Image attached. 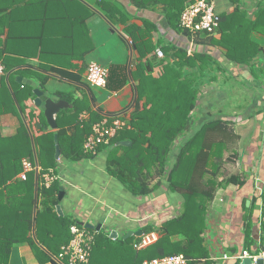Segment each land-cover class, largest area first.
I'll return each mask as SVG.
<instances>
[{"label": "crops", "instance_id": "0c3cea01", "mask_svg": "<svg viewBox=\"0 0 264 264\" xmlns=\"http://www.w3.org/2000/svg\"><path fill=\"white\" fill-rule=\"evenodd\" d=\"M101 1L103 0L34 3L30 6H18L11 13L5 12L6 16L0 18L5 47L4 58L1 60L5 64V77L15 101V90L21 91L24 86L20 85L26 84L32 86L33 93L34 88H40L45 96L68 102L67 108L56 114V120L63 110L73 109L74 105L65 96L74 94L79 100L84 96L89 97L92 108L103 116L100 121L111 124L115 117H121L129 122L139 78V74L135 73L136 79L133 77V71L140 53L127 33L128 25L138 26L146 31L154 26L150 40L155 49L145 56L153 65L165 59L167 52L164 47L170 48L168 52L172 62L177 59L175 52L178 48L186 49L188 55L197 51L206 53L209 57L207 64L198 61L196 65L183 67L185 75H197L201 84L198 106L190 127L191 130L199 129L203 123L213 118H222L228 122L229 134L211 138L225 141L218 179L222 181L228 176L239 175L245 183L240 185L230 182L217 188L208 209L203 245L209 253L207 260L211 256L221 257L224 253L236 252L244 247L246 223L252 213V231L254 235H259L262 200L258 189L262 192L264 189V34L252 31L251 38L260 47V53L248 65L233 61L223 45L211 42V37H221L219 27L214 34H207L210 39L202 44L198 42L199 36L202 39V33L197 37V34H185L178 19H168L169 4L174 5L170 10L180 12L178 6L184 8L192 0H146L143 7H137L131 0H108L125 15V22L121 19H115L114 22L109 20L97 6ZM215 2L220 16L238 11L253 17L264 4V0ZM0 5L3 6L2 3ZM88 8L91 9L90 15ZM88 45H91L90 50ZM158 48L163 50L164 57L157 55ZM91 61L99 62L109 69L105 87L88 84L86 68ZM51 68L77 74L82 83ZM148 68L151 70L150 64ZM19 76H22L23 83L17 80ZM58 93H64L65 96H59ZM21 96L30 119L25 118V122L21 113L4 112L0 118L1 135L7 137L16 134L22 121L30 136L35 134V128L53 130L45 115L44 118L36 117V114L39 116V111H43V106L35 104V93L34 97L26 93ZM32 103L35 105L30 107ZM84 111L88 114L87 118L81 120L79 116V121L89 120L90 113L88 110L82 112ZM73 128L74 126L71 127ZM103 145L107 144L100 145L95 154L76 162L60 157L58 168L49 170L54 172L65 189V195L59 203L61 212L56 207L58 214L69 217L71 224L76 222L97 226L104 221L101 230H116L118 237H125L129 231L143 230L146 225L152 224L155 228H160L165 219L179 213L180 201H175L176 195L171 194L164 184L149 195L137 196L123 186L107 167L108 155ZM24 159L36 163L35 154L34 161L25 156L22 164ZM38 168L41 169L40 165ZM40 169L27 171L26 175L40 172ZM24 172L23 166L17 176L19 180L27 179L21 177ZM158 180L159 178L152 180L150 187ZM91 229L98 231L96 227ZM31 235L33 236L32 232ZM133 235L136 238L139 236L135 233ZM35 241L46 252L47 258L42 253V256L37 254L28 242L14 243L8 264H57L52 259L58 255L62 245L58 251L52 252L37 238ZM234 263L222 261V264Z\"/></svg>", "mask_w": 264, "mask_h": 264}, {"label": "trees", "instance_id": "16d2710c", "mask_svg": "<svg viewBox=\"0 0 264 264\" xmlns=\"http://www.w3.org/2000/svg\"><path fill=\"white\" fill-rule=\"evenodd\" d=\"M62 1L64 0H0V4L3 5H0V18L6 16L5 12L11 13L21 5ZM131 1L137 7L146 5L144 4L146 0ZM159 1L162 2L157 0ZM97 6L112 22L115 19L126 21L125 15L112 2L103 0L97 3ZM173 7L174 5L169 4L168 19H178L180 25V15L184 8L178 6L180 12H174L170 10ZM90 14L91 9L88 8V15ZM153 28L152 25L146 31L134 25L126 27L140 53L133 71L135 79V74H139L138 97L130 112V128L120 130L109 144L103 145V148L107 150L109 171L132 194L149 195L164 184L171 194L176 195L175 201H180L181 208L178 214L171 215L161 223L158 240L142 249L135 248L134 243L137 239L134 235L114 239L108 230L97 231L91 253L92 264H135L145 259L176 253H183L189 257L192 264L201 262L213 264L211 260H207L209 253L203 245L210 203L219 186L230 182L240 185L245 183L239 175L228 176L222 181L218 179L225 141L211 138L229 134L228 122L222 118H213L203 123L199 129L191 130L190 127L193 113L198 106L201 84L197 75H185L183 67L196 65L198 61L207 64L209 57L202 51L188 55L186 49L178 48L175 52L177 59L172 62L168 52L170 48L164 47V51L167 52L165 59L151 64L145 56L155 49L150 40ZM219 28L222 32L221 37L219 39L211 37V42L223 45L228 51V57L233 61L251 65V60L260 53V47L252 40L251 33L257 30L264 34V4L253 17L238 11L221 16ZM201 33L202 39L199 36L198 42L205 44L210 39L207 37L210 34L199 32L196 37ZM3 35V31L0 30V59L4 58L5 52ZM88 46L90 50L91 45ZM148 64L151 65V70ZM51 70L82 83L81 77L77 74L58 68ZM42 81L44 83L45 78ZM9 85L6 77L0 76V118L4 112L10 111L20 115ZM20 86H24L22 87L24 89L15 90V96L25 118L28 119L27 108L21 95L26 93L34 97L33 88L26 84ZM58 94L65 96L64 93ZM65 97L74 107L63 110L58 116V129L45 131L35 128L33 135L41 167L37 200L36 171L30 172L26 180L17 178L23 169L22 158L28 156L34 161V149L26 124L22 121L18 132L12 136L5 137L0 132V264H8L14 243L28 242L37 254L42 253L47 258L46 252L31 235L35 207V234L42 245L56 252L61 245H65L71 239V219L56 211L60 203L58 194L61 181L55 179L47 186L43 183L44 174L51 168H58L59 161L55 158L56 133L61 157L71 162L79 161L93 155L84 151V141L92 131V124L100 121L103 116L92 108L88 96L81 100L74 94ZM33 105L35 104L32 103L30 107ZM83 110H88L90 118L79 121ZM38 115L36 114V117L44 118L43 111H39ZM66 123L68 126H64ZM123 140L131 141L132 144H117ZM158 178L155 185L150 187L151 181ZM260 196L262 206L259 235H254L252 231L253 213L246 223L244 247L252 252L264 249V189ZM153 229L152 224L143 227L144 232ZM238 263L237 261L234 264Z\"/></svg>", "mask_w": 264, "mask_h": 264}, {"label": "built area", "instance_id": "2783aa9c", "mask_svg": "<svg viewBox=\"0 0 264 264\" xmlns=\"http://www.w3.org/2000/svg\"><path fill=\"white\" fill-rule=\"evenodd\" d=\"M221 21V16L217 12L215 0H194L189 2L180 15V26L184 30L196 35L199 32L214 34ZM157 55L164 57V52L161 48L157 49ZM6 75V67L0 59V76ZM109 69L103 64L91 61L86 68V80L88 84L94 87H105L107 84ZM87 113L84 111L80 114V119L87 118ZM130 128L127 119L115 117L111 124L107 121L95 122L92 126V131L87 135L84 141V151L86 153L95 154L98 147L102 144H109L111 139L115 137L120 130ZM23 166L25 172L22 178L26 179V172L37 170L36 163L33 164L30 160L24 159ZM40 168H38L39 170ZM45 184L49 186L57 177L53 171L44 174ZM262 190L258 189L259 196ZM159 228H155L149 232H143L138 236L134 243L135 248L142 249L154 242L160 236ZM71 239L68 243L61 247L58 255L54 257L57 264H92L91 253L95 243L96 230L87 227L85 224L73 223L70 225ZM249 258L250 264H257L260 258L264 259V249L261 251L252 252L251 250L241 247L233 253H224L221 257L211 256L210 260L213 264H222V261L239 262L242 264L244 259ZM135 264H192V260L183 253L169 254L151 259H145Z\"/></svg>", "mask_w": 264, "mask_h": 264}, {"label": "water", "instance_id": "95a60500", "mask_svg": "<svg viewBox=\"0 0 264 264\" xmlns=\"http://www.w3.org/2000/svg\"><path fill=\"white\" fill-rule=\"evenodd\" d=\"M185 34H188V30H185ZM17 80L20 83H23L22 76H19L17 78ZM85 87L88 88L87 86H85ZM34 93L36 95V97L34 99V102L39 107L43 106V113H44V115H45V117L47 119V122H48L50 128L57 129L58 123H57V120H56V114H58L62 109L67 108L68 102L66 100H63V99L56 100L53 97L45 96L44 95V91L41 90L40 88H34ZM13 95H14V93H13ZM136 100H137V89H136V95H135V99H134V102H133L132 106L135 104ZM16 103H17L19 111H20V113H21V115L23 117V120L26 122V119H25V117L23 115V112H22V110H21V108H20V106H19L17 101H16ZM46 128H48V127H46ZM31 138H32V143H33L35 160H36V164H37V167H38L39 162H38V159H37L36 148H35V143H34L32 134H31ZM55 144H56L55 158L58 160L61 157V148H60V144H59L58 134L57 133L55 134ZM117 144L118 145H130V144H132V142L128 141V140H123V141H119ZM38 183H39V172L37 171V173H36V187H35V199L36 200H37ZM64 195H65V189H64V187L61 186L60 190H59V194H58L59 199L62 200ZM35 206H36V204H35ZM57 209L61 212V206L60 205L57 206ZM103 222L104 221H101L97 226H95L93 224H86V226L89 227V228L96 227V229L98 231H100L101 228L103 227ZM35 225H36V207L34 208L33 231H32L33 237L36 239ZM134 233L136 235H141L143 233V230L139 229L136 232L135 231H129L125 235L124 238H128L129 236L133 235ZM110 235H111L112 238L115 239V238L118 237V232L116 230H113V231H111ZM52 260H54V258ZM250 263H251V260L249 258H246V259H244L242 264H250ZM257 264H264V259L260 258L258 260Z\"/></svg>", "mask_w": 264, "mask_h": 264}, {"label": "rangeland", "instance_id": "374dc122", "mask_svg": "<svg viewBox=\"0 0 264 264\" xmlns=\"http://www.w3.org/2000/svg\"><path fill=\"white\" fill-rule=\"evenodd\" d=\"M239 118V117H238ZM35 162H36V160H35ZM229 174H230V172H229ZM121 238L123 237L122 235H119ZM137 239V238H136ZM132 240H134V237H133V239ZM130 242H132V241H130Z\"/></svg>", "mask_w": 264, "mask_h": 264}, {"label": "flooded vegetation", "instance_id": "af4514ba", "mask_svg": "<svg viewBox=\"0 0 264 264\" xmlns=\"http://www.w3.org/2000/svg\"><path fill=\"white\" fill-rule=\"evenodd\" d=\"M24 85V84H23Z\"/></svg>", "mask_w": 264, "mask_h": 264}]
</instances>
